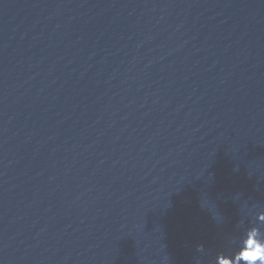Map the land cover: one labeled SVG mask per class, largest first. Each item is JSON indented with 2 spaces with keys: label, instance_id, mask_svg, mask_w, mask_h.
Instances as JSON below:
<instances>
[{
  "label": "water",
  "instance_id": "water-1",
  "mask_svg": "<svg viewBox=\"0 0 264 264\" xmlns=\"http://www.w3.org/2000/svg\"><path fill=\"white\" fill-rule=\"evenodd\" d=\"M257 258L264 0H0V264Z\"/></svg>",
  "mask_w": 264,
  "mask_h": 264
},
{
  "label": "clouds",
  "instance_id": "clouds-1",
  "mask_svg": "<svg viewBox=\"0 0 264 264\" xmlns=\"http://www.w3.org/2000/svg\"><path fill=\"white\" fill-rule=\"evenodd\" d=\"M241 247H243V244H241ZM261 262V264H264V258H257ZM243 264H257V261H250L248 259H244Z\"/></svg>",
  "mask_w": 264,
  "mask_h": 264
},
{
  "label": "snow or ice",
  "instance_id": "snow-or-ice-1",
  "mask_svg": "<svg viewBox=\"0 0 264 264\" xmlns=\"http://www.w3.org/2000/svg\"><path fill=\"white\" fill-rule=\"evenodd\" d=\"M258 254H259L258 252H249L246 255L251 257L252 259H256Z\"/></svg>",
  "mask_w": 264,
  "mask_h": 264
}]
</instances>
